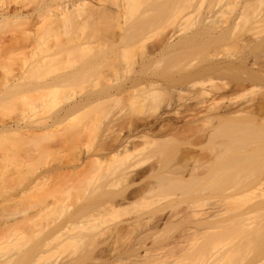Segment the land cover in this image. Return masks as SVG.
Segmentation results:
<instances>
[{"label": "bare ground", "instance_id": "1", "mask_svg": "<svg viewBox=\"0 0 264 264\" xmlns=\"http://www.w3.org/2000/svg\"><path fill=\"white\" fill-rule=\"evenodd\" d=\"M107 1L110 0H0V67H2L1 69L3 70L1 71L0 69V93H6L4 95L2 93L3 96L2 99L0 98V104H2L3 107H6L7 111L12 110L10 106L13 107L14 105H16L15 108L17 109L13 107L12 111L18 110L19 112L18 105L20 106L21 104H24V102H22V97H26L25 99L28 98V95L32 92L30 91V93L28 94L26 91L28 89L31 90V87L33 85H36L37 87L35 88V90L33 86V92L35 91L36 93L40 94L44 97V99L46 98L45 100H54L55 95L57 94V92L55 93V91L59 90L58 87L62 89V86L64 88L66 86H69V84H73L74 82L78 83V81L86 82L88 81L86 79L90 80L88 74L85 73V69L87 72L90 71V67L93 68V66H96L95 68L98 69L97 67L98 65H101L99 64L101 62L102 65H104H101L102 67H100L99 69L103 68L104 66L106 68L111 66L115 67L116 65L117 67H115V69H117V71L120 69L119 72L123 73V69H128L127 67H125L126 62L130 60L126 58L128 56V54L126 55V52L128 50L127 48L125 49L124 45L130 42L132 46L136 44L135 46H133V49L134 47L137 48L138 46H141L140 48L142 49L141 50L138 47L141 50L139 51L141 52V55H139L138 53V55L140 56V62L137 61L139 62V67L135 70H133L134 68L132 67V70L135 72L132 73V76L130 77L128 75V80L123 79V76L122 78L121 76L119 77L120 74H118L117 77H113L111 76L112 74L110 73V75L105 68L104 69L107 72H105L104 69H101L105 72L103 73L105 76H101L103 77V81L100 80L99 83L102 81L100 87L102 84L104 85H102L103 88L101 87L99 89V92L98 90L95 91L99 93L98 95H96V93L94 92H90L89 95L95 94L96 96L92 97L91 95L92 98L89 96L91 98L90 99L86 94V97L89 98L87 99L85 97V101L87 99L86 102H79L78 100L72 105L59 110V112L48 116L47 118H43L41 121L35 123L32 121L28 122L25 118L23 119V117H27V113L30 108V111L32 109L34 110V103L36 102L35 98H37L38 100V97H40L37 94V97L34 98L35 95L32 94L33 98L35 99H33L34 106L32 103L30 106V104L27 103L28 101H25L27 105H24V108H27L28 104L30 108H27L28 110H24L22 108V105L20 106V108L21 110H24V113L25 111L27 113L25 115L23 114L24 116H22L21 121L18 120L20 119V117H17V115L16 117L18 118V121L14 120L15 122L12 121L11 123H2L0 125V135L3 133V136H0V138L2 137L1 139H5L6 142H8L10 136V140H12V137L14 136L13 141L11 142L13 145L16 143L17 147H20L22 144L24 146L30 144H32V146H38L36 142L38 141L37 143L40 144L42 143L40 142L41 139L43 141L44 138L47 139L46 136L49 135L48 138L53 136L55 128L57 129V127L62 124L63 120L67 118V116L73 109L77 111V109H80L83 106V108L86 109V105H88V107H93L94 105L91 104H96V106L98 104L101 106L103 105V109L100 108L101 106H99V109H101V112H99L101 114H104V118L99 117V123L102 124V126L99 125L100 128L102 127V137L99 142V154L102 162L104 163L102 166H108L109 168L112 167V169L110 170L112 172H109L110 174L108 175L109 177L111 176V178H109V183L110 181L112 182L110 183L111 185H114L115 183L113 187L118 184L120 186L115 187L116 189L113 192L118 194L119 191H123L121 192V194L123 193L122 196L120 193L118 194V197L121 196V200L119 199L120 202H118V200L117 202H115V204L109 205L111 209L117 207L126 208L131 205L138 204L147 198L153 199L154 197L160 196L158 198L160 199L164 198L166 195L167 197L178 196L179 193L183 191V186H185L184 190L187 191H183L182 194L185 192H189L190 185H192L193 183L196 186L194 180L198 183V181L202 177L203 180H201L204 181L207 176H211L212 178L213 176L216 177V175H218L216 179H220V177H222L223 175L222 179L219 181L220 183L222 182V180L226 179V177H228L227 179H229V177H231V175L233 176V174L236 177L242 176V179L240 181L241 183L245 182L244 180H246L244 179V176L251 177L247 178L249 180L255 177V182L260 177L263 179L264 0H209V4L211 6H208V8L210 7V9L214 11L212 12L213 15H210L211 17H208L209 15L206 14L202 16L200 15L199 17L193 16L195 9H198L199 7H201L200 5L204 3L203 0H195L193 4H190L191 0L189 1L190 3L186 1V3H189L192 8L190 10H186L190 6L188 4L184 5L182 3V6L184 5L185 8L183 7L181 9L182 11L179 9L175 14L176 17L178 16V19L175 17L178 22H174L172 20L173 24L177 23L178 28L176 26L177 31H175V33L179 35V38H177L176 41H172L174 38L173 35L175 33L171 31L173 34H171L170 32L168 34L169 36H167V32L166 36H164V38H161L160 41L156 43L157 45L155 43H150V47H147L149 46L147 45L149 42L148 40H146L150 37H147V34H149L148 32L152 31L151 28L155 26L156 23L158 24V27L155 26L157 27L155 30H158V28L163 25L161 22H164V20H166L168 17L167 16L165 18L164 16L167 14V8L165 9V4L163 5L164 0H161L162 6L160 5L161 3H159L160 1H156V5L153 1L146 2V0L145 3L143 2V0H139V2L136 3L133 0L132 2H134L135 4H130V0L129 7L132 16H130L129 18L132 17L134 19L132 20L131 18L132 22L130 21V23L133 24H131V26L129 27L128 25L130 23L128 21H125L128 18L125 17V14L128 15L129 11V8L126 6L127 0L110 1H115L114 3H112V5L114 6L109 5ZM180 1L184 2L185 0ZM170 3L174 5L171 0ZM170 3L167 4L166 7H172V5L169 6ZM214 5H219L217 6V9L219 7V10L216 11V8L212 9L211 7H214ZM182 6L180 5L178 6V8ZM163 7L165 10H163ZM127 9L128 11H126ZM151 13L157 14L160 19L156 17L157 15H151ZM162 13L164 14L162 15ZM99 17H101V19L111 20V22L113 20V24L111 26V28H113L111 29L112 31L110 30L111 33L110 31L109 33L105 31L106 29L107 31L109 29L106 25L105 26L107 28H104V24H108L109 21H105L101 28H104L103 30L107 33V35L109 34L107 38L112 35L110 45L112 47L116 46V48H114V50H116L114 52V50L111 49L112 47L109 46L112 53H106L109 55L108 57L111 56L113 58V64L115 65L111 64V62H107L109 60L104 59L107 57L105 51L104 53L102 52L104 57H99V63H95L98 58L97 56L95 57V60L94 56L90 55L91 53L94 54L97 52L95 50H93L95 52H91V47L93 48L94 46H92L91 43L94 44L97 41V38L95 39V42H90V38L94 39V33H89L93 35L92 37H89L90 35L87 32H84L82 29L86 26V23L89 24V22H92L89 24L91 25V27L96 26V21H98V23L100 24L99 21L101 19ZM161 17L165 19L162 20ZM169 17L171 18V14L169 15ZM93 22L95 23V25L93 24ZM126 22L127 24H129L127 25ZM91 27L89 28V30L91 29ZM149 28L150 30L148 31ZM176 28H173V30H175ZM94 29H91L90 31ZM158 31L159 37V34L161 32L160 30ZM73 32L76 33L73 34ZM105 32L104 34L102 33L103 36L106 35ZM165 32H163V35L165 34ZM178 32L180 34H178ZM8 33L10 34L7 35ZM63 33L66 34V36L68 37L67 39L66 36L63 35ZM85 33H87V35H85ZM59 34L62 36H59L61 39L58 41ZM72 34L73 37H71ZM160 36L162 37V34H160ZM53 37H55L56 39L58 38V42L56 40H53L52 42ZM63 38L65 40H63ZM61 40L64 41V43H61ZM145 40L148 43L145 42ZM112 41L114 45L111 44ZM57 43L59 45L61 43V47L59 45L55 46ZM104 43L106 44L107 42ZM65 44L68 45L66 46ZM95 44L97 45V43ZM105 44H102L103 46L100 44L101 47L99 48H108V45L105 46ZM151 44L154 45L151 46ZM179 45L180 47L176 48V46ZM54 46L55 48L58 46L60 48L55 49ZM127 46L129 49L127 53H129L132 50H130L132 46L126 45V47ZM94 48H97V46ZM144 48L146 49L144 50ZM89 52H91L89 54L91 56V60L94 59V61H87L86 59H90V57H87L85 59L86 61L83 62V65L85 64L84 67L86 66L87 68H84L82 66V63L81 67L83 68H80L81 58L83 56H87L86 53ZM8 54L10 56L11 54H13V56L10 57L8 56ZM114 54H116L117 56ZM15 55L18 56L16 57ZM7 58L11 62L14 61L15 63H17L19 61V65L17 64L18 67H16V65L13 66L12 63L11 66L13 67H9L10 62L9 60H7ZM16 58H18V61L16 60ZM100 58L102 60L104 59L105 63L101 61ZM4 60L7 62V64H4ZM82 60L84 61V59ZM110 61L112 60L110 59ZM75 63L79 64L76 66ZM90 64H92V66ZM127 65L128 67H130V64ZM69 66L71 67L70 69L65 68ZM121 69L123 71H121ZM101 70L99 72L102 73L103 71ZM132 70H130L129 68V71ZM93 73L91 74L90 72L91 75H93ZM122 73L121 75H123ZM95 75L96 74H94V76ZM94 76L91 77V80L97 81L101 79V77H99L100 75L98 76V74V78ZM110 76L112 77L111 79L108 78ZM116 78L119 80L118 83L116 81H113ZM119 78L122 80V82ZM233 79L235 82L233 81ZM109 81L110 84L112 83L115 85H110L109 83L107 84V82ZM114 82H116L117 84ZM3 89L5 91H2ZM23 91L27 93L26 96H22V94H25L23 93ZM16 95L17 97L15 98ZM30 97L31 95L29 96V98ZM160 97H164L167 100V102H165V99H162V102L164 101L166 103L167 109L168 106L170 108L173 107V105H175L176 103L181 102L182 107L180 104L178 106H180V108H183L182 114L181 112H176V114L178 113V115H181L180 119H178L177 117L176 118L178 120H175V118L171 119L173 118L171 116V118H168V114L166 115V113L163 112V116H159L161 115V113H159L158 118L154 116L157 119H151L150 121H147L146 118L150 117H147L148 115H146V112L150 109L154 111L159 108L158 106L163 104H158V102L161 101ZM29 98L27 100H31ZM175 98L179 102H177ZM17 99L21 100V102H17ZM39 99L41 100V98ZM80 100L83 99L81 98ZM191 100L193 101L190 102ZM110 101H112V105L108 104ZM44 102L46 103V101ZM117 102L118 104L119 102H121L118 107V110H120L118 112L120 113L119 115L115 116L112 111H114V103L116 104ZM123 102H126L128 106ZM128 102L130 103V105ZM174 102L175 104H173ZM37 104L42 105L44 103H39L38 100ZM46 104L43 105V107H46ZM38 106L39 105H37V107ZM120 106H122V109H120ZM164 106H162L163 110ZM3 107H1L0 105V108L6 110ZM37 107L35 109H37ZM125 107H127V109H124ZM83 108L80 110H85ZM144 109L149 110H146L144 114ZM76 111H72L71 113H75ZM137 111L143 112L142 114H144L146 118H142L140 116L142 114H139ZM161 111L162 110H160V112ZM135 112L137 114H135ZM110 113L113 115H111ZM167 113H169V111ZM19 115L21 116L22 113H20ZM16 117H14V119ZM101 119L105 120H102L100 122ZM4 132L8 137H5ZM8 134H10V136ZM11 134H13V136ZM32 141L35 143L33 144ZM3 142L4 141H2V143ZM197 142L199 143V145L196 144ZM2 143L0 142V147L3 146H1ZM201 144L204 145V147L201 146ZM196 146H200L202 147V149L208 146L209 153H207L208 159L206 162L199 164L198 160H195V156L193 154L198 150L196 149ZM201 154H203V152ZM171 155H173L174 157L170 158ZM216 163L217 165H215ZM215 166L217 168H214ZM230 169L233 171V174ZM226 171H228V175L226 174ZM206 173L209 175H207ZM210 174L215 175L212 176ZM103 176H105V174ZM139 178L145 180L143 181ZM90 179L91 178H89L88 180ZM135 179H138V186L136 185L137 187L132 188V190L129 191L128 189L130 186H132L133 183H131V181H135ZM206 179H208V177ZM113 180L115 181L114 183ZM139 180L141 181V185L139 183ZM191 180H193V183ZM90 182L91 181H89L86 185H88ZM188 182L191 184H189ZM253 182H247V185H245L246 183H236L238 188L242 190L244 187L252 183L250 185V188L253 190L251 193L249 192L251 191L250 188L246 189V191L244 188L243 191L238 190L237 194H242L241 192H243V195H247L248 193H251V195H253L254 190L257 191L259 189H255L257 187L256 185H258L259 183L256 184L257 182H254V185ZM109 183H107L106 185H108ZM135 183L133 185H135ZM110 184L108 186H111ZM194 184L193 186H191V190L194 188ZM221 185L219 189L222 190L223 186ZM239 185H241V187H239ZM242 185L245 186L242 187ZM228 187L230 189L234 188L227 185V188ZM117 188L119 191L117 190ZM263 188L264 187H262L261 189L263 190ZM234 189L236 191V188ZM261 189L260 191L258 190L259 192L255 193L258 194L256 195L257 197L260 193H262L264 196V191H262ZM44 190V193H42L40 189L41 193L39 194H48V191H50H47L46 189V191L48 192L47 193ZM230 191L232 192V190ZM247 191L248 193H246ZM21 195L19 194L18 197H20ZM249 195L247 196L249 197ZM228 196L230 195L228 194L227 197ZM261 196L262 195L260 194L259 197L261 198ZM32 197L29 198L33 199ZM38 197L40 198L39 195ZM67 197L66 199L64 198L63 204L62 200H59L61 202V205H59L60 203L58 204L59 206H54L57 203L56 202L54 204L53 202L55 201L48 202L49 204L53 203L51 204L52 206L42 202L45 206L44 209L47 208V206H50L47 208L48 212H46L48 216H51H46V219L56 216L55 214L57 213V215H59L61 211H63V209L68 212L67 207H69L68 205L70 203H66L69 202ZM252 197L255 196L253 195ZM37 198H34L35 201L33 202H36L37 200L39 201V199ZM154 199V202L157 201V198ZM175 199H177V197ZM257 200L259 201L260 199ZM258 201L255 200L258 205L264 203V201H262V203L260 202L259 204ZM253 202L251 208L247 206L248 208L244 207L242 208L244 210L240 209L241 211H237L234 215V217L237 218H234L233 215L228 216L229 211L231 214L234 213V211L230 210V208L232 210H234V208L230 206V208L228 206H225L226 208H229L225 213L227 216H225V214L223 215V212L226 210H224L223 208L222 210L224 211L217 210L216 212L212 209L208 211H201L203 208L199 207L200 203H192L193 205H190V202H188V205L186 204L187 209L185 208L184 213H186L190 219H187L186 214L183 213L185 216H181V218L183 217L182 219H180V217L178 219H175L178 220V223L173 219V217H171L172 215L167 216L165 213L161 212L162 210L160 211V209L157 213L155 212L157 211V209H155L154 213H145L148 216H145V214H140L134 217H130L131 219H127L128 221H125V223L122 222V225L119 223L120 226L119 224L118 226L116 224L117 227L113 225L114 229H112V225L107 226V230L109 229L111 231H109V233H111L112 235L107 233L108 231L105 227L103 230H101V228L99 227L100 231L97 230V223L92 220H88L90 223L88 221H85L90 225V227L88 225L87 228V225L84 226L85 222L81 223V221L79 220L69 219L72 220L73 224L74 222H76L75 224H77V221L81 223L80 225L86 227L85 230L87 229L85 234H88H86L85 236L84 233H80L82 235L81 236L79 233H71V235L69 232H67L69 231L67 230L69 226L67 223H65L68 228L65 225L57 227L59 230L57 231L56 229V236H54L55 234L53 233V231V234H51L53 235V237L50 236L49 238H51V240H56L57 242L60 241L59 244L62 242L63 244H61V246L66 244L67 241L69 242V240L81 241L84 238L87 240L88 237H90L89 240H91V242L93 243L96 239H94L95 236L98 237L99 234V238L102 239L100 235L103 233L100 232L106 231V240L105 238L103 239L106 242L108 241L107 234L109 236L111 235L110 237L108 236L110 240L112 237H114V241L111 242V246H113L111 248L109 247V240L107 247L108 249H106V259L103 260L105 253L101 252L102 254H99H104V256H102L99 261L101 260L102 262L106 260V263L109 260L111 261L109 264H225L226 261H231V263L229 264H233L232 260H237V264H239V262L240 264H264V232L262 230V228L264 227V221H262V219L264 218V212L262 213L263 217H261V219L260 216L262 215H259V211L261 210V208L257 209L258 212H256V209L253 208L255 202ZM257 204H255V206ZM37 205L41 206L42 204L39 202V204ZM56 207H58V209ZM189 207H191L190 209L192 210H188ZM27 208L29 207H25L23 211H25V209ZM41 209L43 208L40 207V211ZM16 210L15 212L11 210L12 213H7L9 216H14V214L18 212H16ZM186 210L189 211V213ZM238 213H242L246 217H248L247 215L249 213H254L250 217H253L256 213H258V215L256 216L259 218H256L261 220L263 225L262 223H259L262 227L258 222H256L260 227H258L257 225V228L252 229L253 231L251 230L250 232L249 223L251 225L254 223L253 226L256 225V223L254 221L252 222V220L251 223L249 219H253L254 217H248L249 219H247V221L249 220V223H244L246 221L245 219L243 222H241V219L244 216L242 214V216H240ZM190 214L192 217L189 216ZM237 214L239 216H237ZM231 217L232 219L234 218L233 220L236 219L234 222L237 221L238 223H240V225L236 223L239 225L238 228H240L241 224L246 225L242 226L243 228L241 227L242 232L240 229L239 231H237L238 228H235L236 230L234 228H231ZM171 218L176 222V225L173 226L175 222L172 223ZM192 218L194 219V221L192 220ZM179 219L182 221H179ZM257 219L254 220L257 221ZM186 220L190 221H187L189 225H186L188 224ZM91 221L94 223L92 224ZM184 222H186V224ZM91 224L93 227L92 231L96 230L97 232L99 231V233H97L96 231L95 233L90 231L91 235H89L88 230L92 229ZM180 224L181 229L179 230L178 226ZM169 226H172L174 228H171V230ZM167 227L169 230L167 229ZM244 227L248 229H245L246 232L245 230H243ZM252 228H255V226ZM232 229L235 232L237 231L241 233L237 234V232L235 233L234 231H232ZM259 229L263 232L262 235ZM136 231L137 234L134 235L133 233ZM171 233L179 234L171 238ZM105 234H103L104 237ZM128 234L133 236L132 240H130V238H127ZM92 235H94V237ZM158 235H162L163 237L161 236V238L159 239L160 236L158 237ZM260 235L262 237H259ZM167 237L169 240L166 239ZM59 238H61L62 241ZM163 238L165 239L163 240ZM124 241L127 243L129 241L128 246L126 243V245L124 244ZM3 242L4 241H2V244ZM11 242L8 241L7 244ZM17 242L18 238L16 240V243ZM13 244L15 243L13 242ZM37 252L38 251H36V254ZM125 254L127 255L125 256ZM15 257H17V255L10 252L9 249L6 252H0V264H19V262L20 264H33L29 262L23 263V261L21 262L22 258H19V261V259L17 260V258ZM74 258L77 259L76 257H73V259L70 258V260L66 259L67 261L64 263L62 261V263L60 261L58 262L56 258L51 260L46 259L45 261L39 262V264L79 263L78 261L73 262L75 260ZM79 259L80 258H78L77 260ZM123 260L125 261L122 262ZM101 262L98 264H104V262Z\"/></svg>", "mask_w": 264, "mask_h": 264}, {"label": "rangeland", "instance_id": "2", "mask_svg": "<svg viewBox=\"0 0 264 264\" xmlns=\"http://www.w3.org/2000/svg\"><path fill=\"white\" fill-rule=\"evenodd\" d=\"M110 1H113V0H110ZM110 1H107V3L109 4V5H112V3H114V2H110ZM121 1V0H120ZM123 1V0H122ZM125 1V0H124ZM129 1L130 0H127V4H129ZM133 0H131L130 1V4H133L134 2L136 3V2H139V0H134V2H132ZM142 1V0H141ZM150 1H153L154 2V4H156L157 2H159V3H161L162 1L161 0H146V2H150ZM157 1V2H156ZM165 1H166V3H165ZM177 1V2H176ZM179 1V2H178ZM186 1L187 2H189L190 0H185L184 2H181L180 0H171V2L172 3H174V5L173 4H171L170 3V0L168 1V0H164L163 1V5H164V7H165V9L167 8V14L166 15H164L165 16V18L168 16L169 17V15L171 14V18L169 17H167V19H168V21H167V19L166 20H164L163 19V17H161V19L162 20H164V22L162 21H160L163 25H161V27L160 28H158V30H160V34H162V37L160 36V34H159V37H158V33H159V31L158 30H155L157 27H158V24L156 25L155 24V26H157V27H155V26H153L151 29H152V31H150L151 32V34H150V32H148L149 34H147V37L148 36H150L149 37V39H146V40H148V42L145 40V42H147V43H144V44H147V45H149L150 43H158L159 41H160V39L161 38H164V36H166V33H167V36H169L168 34L171 32V31H173L174 33H175V31H177V28H178V26H177V23H175V24H173V22H172V20L175 22V21H177V17H176V13L178 12V10L180 9H182L183 7L185 8V4L187 5H189L190 6V4H193V2H195V0H191L189 3H186ZM204 1V3L202 4V5H200L201 7H199L198 9H195V11H194V13H193V16H197V17H199L200 15L202 16V15H209L208 17H211L210 15L212 14V12H214L213 10H211L210 9V7L208 8V6H211L209 3V0H203ZM202 1V2H203ZM110 2V3H109ZM132 2V3H131ZM143 2L145 3V0H143ZM176 2V3H175ZM201 2V3H202ZM134 3V4H135ZM170 3V5L169 6H171L172 5V7H166V5L167 4H169ZM178 3V4H177ZM182 3L184 4L183 6H182ZM126 4V6L129 8V11H128V9L126 10V11H128V15H126L125 14V17H128L127 18V20H125V21H128L129 23H130V21L132 22V20L134 19V18H132V20H131V18H129L130 16H132L131 15V10H130V4L129 5H127ZM195 4V3H194ZM157 5V4H156ZM161 6H162V3L160 4ZM182 6V7H180V8H178V6ZM112 6H114V5H112ZM176 6V7H175ZM217 6H219V5H214V7L212 6L211 8L213 9H215L216 8V11L217 10H219V7H218V9H217ZM164 7H163V10H165L164 9ZM188 7V6H187ZM162 8V7H161ZM173 10H172V9ZM177 8V9H176ZM192 7L190 6V7H188V9H186V10H190ZM176 10V11H175ZM182 11V10H181ZM169 12V13H168ZM174 13V14H173ZM201 13H204V14H201ZM153 13H151V15H152ZM164 13H162V15H163ZM169 14V15H168ZM150 15V16H151ZM153 15H157V14H153ZM213 15V14H212ZM134 16V15H133ZM160 16V15H159ZM156 17H158V15L156 16ZM175 17L177 18V19H175ZM100 19H101V17H99ZM159 19H160V17H158ZM130 19V20H129ZM170 19V20H169ZM175 19V20H174ZM105 21L106 22H108L109 21V23L111 22V20H107V19H101L99 22H100V24L98 23V21H96L97 23H96V26L94 27V26H92L91 27V25H89L90 23H92V22H89V24L88 23H86V26H87V24H88V26H90L91 27V29H94V30H92V31H90L89 30V28L90 27H84L82 30L84 31V32H87L88 34L89 33H91V34H93V35H95L93 38L94 39H92V38H90L89 40H90V42H95L96 40V38H97V41L95 42V43H97V45L94 43H91V45L93 46V48L91 47V52H95V51H97L96 53H91V52H89V53H86V55L87 56H83L82 58H81V60L82 59H84V61L82 60V62H81V60H80V68H83L84 67V65H83V62H85L86 60L88 61H90L91 60V56L90 55H92V56H94V59L96 60V56L98 57L97 58V60L96 61H98V62H96L95 61V63H99V57H101L102 58V56H103V54H102V52L104 53V51H105V53L107 52L108 54H110V52L112 53V51L110 50V48H109V46L110 47H112L111 45H110V41L112 40V38H111V36L112 35H110L109 36V38H107L108 37V35H107V33L106 32H108L109 33V31L113 28H111V26H112V24H113V20H112V22L110 23V27H109V23L108 24H106L105 23ZM159 22V23H160ZM170 22V23H169ZM171 22H172V24H171ZM178 22V21H177ZM105 23V24H104ZM128 23V24H129ZM160 23V24H161ZM93 24L95 25V23L93 22ZM103 24H104V28L107 26L109 29H108V31H107V27L105 28L106 30V32L103 30L104 28H101L102 26H103ZM126 24H127V22H126ZM127 24V25H128ZM131 24H133V23H130L129 25H128V27L129 26H131ZM160 24H159V26H160ZM98 25V26H97ZM106 25V26H105ZM168 25V26H167ZM171 25V26H170ZM163 26V27H162ZM165 26V27H164ZM175 26V27H174ZM176 26H177V28H176ZM150 28L148 29V31L150 30ZM161 28H163V29H161ZM173 28H176L175 30H173ZM85 29V30H84ZM97 29V30H96ZM99 29V30H98ZM103 30V31H102ZM162 30V31H161ZM81 31V30H80ZM82 31V32H83ZM98 31V32H97ZM112 31V30H111ZM111 31H110V33H111ZM166 31V32H165ZM83 32V33H84ZM104 32H105V36H103V34H104ZM129 32V31H128ZM163 32H165V34L163 35ZM76 32H73V34H75ZM87 33H85V35H87ZM103 33V34H102ZM10 33H8L7 35H9ZM73 34L71 35V37H73ZM91 34H89L88 36L89 37H92L93 35H91ZM171 34H173L172 32H171ZM176 34V33H175ZM173 35L174 36V38H173V40L172 41H176L177 40V38H179V35ZM178 34H180L179 32H178ZM63 35H65L66 36V34H64L63 33ZM59 36H62V35H58V37ZM65 36H63V37H65ZM146 36V35H145ZM178 36V37H177ZM181 36V35H180ZM106 38V39H104V38ZM54 38V39H53ZM52 38V42H53V40H56L57 41V39L55 38V37H53ZM68 37L66 36V39H67ZM61 38L59 37V39H58V41L60 40ZM103 39H104V41H103ZM108 39V40H107ZM110 39V40H109ZM63 40H65L64 38H63ZM57 41V42H58ZM55 42V41H54ZM61 43L63 42L64 43V41H60ZM104 42H107L106 44L104 43ZM61 43H60V45L57 43L55 46H57V45H59L60 47H61ZM98 43H99V45H98ZM130 43V42H129ZM126 43L124 46H125V49L127 48V50L129 51V49H128V46L126 47V45H131L132 46V44L130 43ZM53 44V43H52ZM55 44V43H54ZM100 44L102 45H104L105 44V46L106 45H108V48H106V50H105V48H102V49H100L99 47H101L100 46ZM112 45H114V43H113V41H112V43H111ZM66 46L68 45V44H65ZM102 45V46H103ZM136 45V44H135ZM135 45H133V46H135ZM137 45H138V43H137ZM152 45H154V44H151V46ZM157 45V44H156ZM55 46H54V48H55ZM56 47V48H60V47ZM62 46H63V44H62ZM97 46V48H94V47H96ZM130 46V47H131ZM133 46H132V48H130V50H131V52H129V53H127L126 52V55L128 54V56L126 57V58H128V60L129 61H127V62H129V63H127L126 62V66L125 67H127L128 69L126 70V68L125 69H121V71H123V73L122 72H119V70L117 71V69H115V67H117L115 64H113V58L110 56V57H108L109 55L107 54V57L106 58H104V59H107V60H109V61H107V62H111V64H113V65H115V67H113V66H111V67H106L105 68V66L103 67V68H101V69H106L108 72H109V74L111 75V76H113V77H117V75L118 74H120L119 75V77L121 76V78H122V76H123V79H126V80H128L127 79V77H128V75H129V77L130 76H132V73H134L135 71H133V70H135V69H138V67H139V62H140V56L139 55H141V52H139V51H141L138 47V49L136 48V47H134V49H133ZM69 47V46H68ZM146 47V46H145ZM147 47H150V45L149 46H147ZM146 47V48H147ZM178 47H180V45L179 46H176V48H178ZM55 48V49H56ZM114 48H116V46L115 47H112L111 49H113L114 50ZM146 48H144V50L146 49ZM102 50V51H100V50ZM93 50H95V51H93ZM116 50V49H115ZM115 50H114V52H115ZM133 51V52H132ZM91 53V54H90ZM98 53V54H97ZM138 53H139V55H138ZM10 54V53H9ZM8 54V56H10ZM13 54H15V53H13ZM13 54H11V56L10 57H12L13 56ZM90 54V55H89ZM97 54V55H96ZM125 54V53H124ZM89 55V56H88ZM99 55V56H98ZM113 55V54H112ZM114 55H116V54H114ZM119 55V54H118ZM16 57L18 56V55H15ZM14 56V57H15ZM117 56V55H116ZM87 57H90V59L88 58V59H86ZM104 57V56H103ZM123 57H125V56H123ZM122 57V58H123ZM100 58V60L101 61H103L104 62V59L102 60ZM109 58V59H108ZM125 58V59H126ZM13 59V58H12ZM86 59V60H85ZM94 59H92L91 61H94ZM110 59L112 60V61H110ZM124 59V58H123ZM6 60V59H5ZM3 61L4 62V64H7V60H9L8 58H7V60L6 61ZM16 60L18 61V58H16ZM13 61V60H12ZM16 61V62H17ZM79 61V60H78ZM137 61H139V62H137ZM9 62H10V65H9V67H13V66H15L16 65V67H18V65H19V63L17 62V63H15L14 61V63L13 62H11L10 60H9ZM9 62H8V64H9ZM137 62V63H136ZM11 63L13 64V66H11ZM81 63H82V66L83 67H81ZM90 63V62H89ZM93 63V62H92ZM105 63V62H104ZM123 63H125V62H123ZM18 64V65H17ZM63 64V63H62ZM76 64V66L79 64H77V63H75ZM99 64H101L102 65V62L101 63H99ZM107 64V63H106ZM127 64H130V67H128V65ZM65 65H68V64H65ZM88 65V64H87ZM91 66H92V64H90ZM101 65H98V69H96L94 66H93V68L92 67H88L89 69H90V71H86V69H85V73H87L88 74V76H89V78H90V80L89 79H86V80H88V81H83V82H81V81H78V83H73V84H69V86H66V87H64L63 88V86H62V89H60V87H58V89L59 90H56L55 91V93L57 92V94L55 95V98H54V100H51V101H49V100H45L44 99V97L43 96H41L40 94H38V93H36L35 91L33 92V90H32V88H33V86L31 87V85H30V87H31V90H29L27 87V89L29 90V92H28V90L26 91L28 94L30 93V91L32 92V93H30L29 95H28V98H29V96L31 95V97L29 98V99H31V100H27V99H25L26 97H22V96H26L27 95V93H25L24 91H23V93H25V94H22V98H23V101L22 102H24V104H21L23 107V109L25 110H28L29 108H30V106H31V103L33 104V102H34V100L36 99V102L34 103L35 104V106H34V104H33V106L36 108L37 107V105H39L38 107H39V109H38V107H37V109H35L34 108V110L32 109L31 111H30V109H29V111H28V113L25 111V113L23 112L24 110L22 109L21 110V108H20V106L18 105V109H19V112L20 113H22V115L20 116L19 114V112H18V110H15V111H12L13 110V107L15 108L16 107V105H14L13 107L12 106H10L11 108H12V110H8V111H10V112H8L7 111V109H6V107H3L2 106V104H0L1 105V107H3L4 109H6V110H3L2 108H0V125L2 124V123H11L12 121L13 122H15V121H21V119H22V116H24L26 113H27V117H23V119L25 118V119H27L26 121H32V122H38V121H41L43 118H47L48 116H51V115H53V114H55V113H57V112H59V110H62L63 108H65V107H67V106H69V105H72L74 102H77L78 100H79V102H82V101H85V97H86V94L88 95V97L90 96L91 97V95H89L90 94V92H94V93H96V95H98L99 93H97V92H95V91H97L98 90V92H99V89L102 87V85H104V84H102L101 85V87H100V84H101V82L103 81V77H101V76H105L103 73H105V72H107V71H105V69H104V71L103 70H101V69H99L100 67H102ZM125 65V64H124ZM3 66H5V65H3ZM8 66V65H7ZM7 66H6V69H7ZM61 66V65H60ZM107 66V65H106ZM110 66V65H109ZM137 66V67H136ZM8 67V68H9ZM15 67V68H16ZM79 67V66H78ZM86 67V66H85ZM84 67V68H85ZM134 69H133V68ZM2 67H0V69H1ZM66 69H70L71 67L69 66V67H65ZM87 68V67H86ZM129 68H130V70H132V71H129ZM88 69V70H89ZM103 71L102 73L101 72H99V71ZM116 70V71H115ZM1 71H3L2 69H1ZM90 72H91V74L93 73V75H91L90 74ZM99 72V73H98ZM116 72H119V73H116ZM121 73L123 74V75H121ZM131 73V74H130ZM94 74H96L95 76L97 77V74H98V76L99 77H101V79H99V80H91V77H93L94 76ZM103 74V75H102ZM94 76V77H95ZM107 76H108V74H107ZM108 77V78H112V77ZM126 77V78H125ZM98 78V77H97ZM96 78V79H97ZM93 79V78H92ZM95 79V78H94ZM117 79V78H116ZM114 79L113 81H116L117 83L119 82V80L117 79ZM120 79V78H119ZM100 80H102L100 83H99V81ZM120 81L122 82V80L120 79ZM124 81V80H123ZM233 81H234V79H233ZM112 82V81H111ZM116 82H114V83H116ZM235 82V81H234ZM110 84V81L109 82H107V84ZM116 83V84H117ZM106 84V83H105ZM112 84V83H111ZM110 84V85H111ZM112 85H115V84H112ZM2 86H5V85H2ZM1 87V86H0ZM3 88V87H2ZM5 88V87H4ZM25 88V89H26ZM35 88H37L36 87V85L34 86V89ZM103 88V87H102ZM9 89V88H8ZM24 89V90H25ZM36 90V89H35ZM2 91H5L4 89L2 90ZM3 93V92H2ZM2 93H0L1 94V96H0V98L2 99V96L4 95V94H6V93H3V95H2ZM20 94V93H19ZM18 94V95H19ZM32 94H34L35 96H34V98L35 97H37L36 95L38 94L40 97H38V100H39V103H44V104H42V105H40V104H37L38 103V100H37V98H33V96H32ZM59 94V95H58ZM21 95V94H20ZM59 97H58V96ZM95 94L94 95H92V97H94V96H96ZM17 97V95L15 96V98ZM42 97H43V99H42ZM89 97V98H90ZM91 97V98H92ZM4 98V97H3ZM19 98V97H18ZM39 98H41V100L39 99ZM83 99V100H80V99ZM87 98V97H86ZM89 98H87V99H89ZM90 98V99H91ZM161 98V97H160ZM164 98V97H163ZM163 98H161V101H159L158 102V104L159 103H163L162 105H160V106H158L159 108H155L156 110H154V111H152V109H144V114H145V112H146V110H149V111H147L146 113V115H148L147 117H150V118H146L145 117V115L144 114H142L143 112H138L139 114H142V115H144V116H142V115H140L142 118H146L147 119V121H150L151 119L152 120H155V119H157L158 118V114L159 113H161V115H159V116H163L162 115V113L164 112V113H166V115L168 116V118H171V117H173V118H171V119H174L175 118V120H178V119H180V117H181V115L179 114L178 115V113H180L181 112V114H182V110H183V108H180V106H178L179 104L181 105V102L180 103H176L175 104V102L173 103V104H175V105H173V107H170L169 108V106H168V109H167V106H166V103L165 102H167V100L165 99H163ZM19 99H21V98H19ZM19 99H17V102L19 101V103L21 102V100H19ZM25 99V100H24ZM34 99V100H33ZM87 99H86V101H87ZM162 99L165 101H163L162 102ZM175 100H176V98H175ZM25 101L27 102V103H29L30 104V106H29V104H28V106H27V108L25 107L24 108V105H27V103H25ZM41 101H43V102H41ZM44 101H46V103L49 105H47ZM56 101V102H55ZM85 101V102H86ZM126 101V100H125ZM128 101V100H127ZM177 101V100H176ZM193 100H191L190 102H192ZM54 102V103H53ZM112 101H110L108 104H111L112 105V103H111ZM114 102H116V101H114ZM177 102H179V101H177ZM51 103V104H50ZM120 103L121 102H119V104H118V102L115 104L114 103V111H112L113 112V114L116 116V115H119V113L120 112H118V111H120V110H118L119 108V105H120ZM124 104L126 103V102H123ZM129 103V102H128ZM46 104V107L44 106L43 107V105H45ZM157 104V105H158ZM164 104H165V106H166V108H165V106H164ZM4 105V104H3ZM6 105V104H5ZM8 105V104H7ZM91 105H94V106H96V104H91ZM118 105V106H117ZM122 105V104H121ZM126 105L128 106V104L126 103ZM129 105H130V103H129ZM171 105V106H172ZM40 106H42V107H40ZM88 107V105H86V109L85 108H83V109H85V110H80V109H82V108H80V109H77V111H79V112H77L75 109H73L72 111H76L75 113H69V115L67 116V118L65 119V120H63V122H62V124H60L59 125V127H57V129L55 128V131H54V134H53V136H51V137H49L48 138V136H46V138L47 139H45L44 138V140L42 141V139L40 140V142H42V143H37L38 141L37 140H35V141H37L36 142V144L38 145V146H32V144H30V145H27V144H25V145H27V146H24L23 144L20 146V147H17L16 145V143L13 145L12 144V142L11 141H13V134H11L13 137H12V140H10L11 139V136H10V134H8L9 136H10V139H9V141L8 142H6V140L4 139H1L0 138V142L2 143V141H4L2 144H1V146L2 147H0L1 149H0V252L2 253V252H6L8 249H9V251L10 252H12V253H14V254H16L17 255V257H15V258H17V260L20 258H22L21 259V262L23 261V263H33V264H39V262H41V261H45L46 259H57L58 260V262L60 261H62L63 263L64 262H66L67 260L66 259H69L70 260V258H72L73 259V257H76L77 259L78 258H80L79 260H77V259H75L73 262H79V263H77V264H98V263H100L101 262V260L99 261V259L102 257V256H104V254L103 255H101L102 253L101 252H103V253H105V258L103 257V260L104 259H106V249H108L107 247H108V242H109V238H108V234H107V242L106 241H104V239L103 238H105V240H106V234H105V232L106 231H101L100 233H103V234H105V237L103 236V234H101L100 235V237H102V239H100L99 238V234H98V237H94V235H92L93 237H94V242L92 243L91 242V240H89V238L90 237H88V239L86 240L85 238V240L83 239V237H82V239L83 240H81V241H76V240H69V242L67 241V243L66 244H64V245H62L61 246V244H63L62 242L59 244V242L60 241H56V240H51V238H49L50 236H52L53 237V235H51V234H55L56 233V229H57V231L59 230L57 227H61V225L63 226V225H65L66 226V224L65 223H67L68 224V226H69V228H68V226H66L67 228H64V229H67V230H69V231H67V232H69L70 234L72 233V234H77V233H84V235L86 236V234H88V233H86L85 234V232H86V230H85V228L86 227H84V226H86L87 225V228H88V223L87 222H85V221H88V220H92V221H94L95 223H97V230H99L100 228H101V230H103L104 229V227L106 228L107 226H109V225H112V229H114V226L113 225H115V227H117L118 226V224L120 223L121 225L123 224V223H125V221L127 222L128 220L127 219H131L130 217H134V216H137V215H142V214H145V213H148L149 214V212H151V213H154V210L155 209H157V211H155V212H157L158 213V211H159V209H160V211L161 212H163V213H165L167 216L169 215H172L171 217H173V219L175 220V219H178L179 217H180V219H182L181 218V216H183L184 214H186V213H184V210H185V208L187 209V207H186V204L188 205V202H190L189 204L191 205L192 203H200L199 204V207H201V208H203L201 211H208V210H210V209H212L213 211H216L217 212V210H222V208L224 209V210H226V211H224V210H222V211H224L223 212V215L228 211L227 209H229L230 207H232V208H234V210H232L231 208H230V210L231 211H234V213L233 214H231L230 213V211H229V213H228V216H232L233 215V217H234V215H235V213L237 212V211H239L240 209H242V208H248L247 206H249V208H251L252 206V202L254 201L255 202V200L256 201H258L257 199H260L258 202H259V204H260V202L262 203V201H264V200H262V199H264L263 197V194L262 193H260L262 196H261V198L259 197L260 196V194H259V198L256 196V195H258V194H255V193H257V192H259L260 191V189L262 188V187H264V176H263V181L260 179V178H258V180L255 182V180L256 179H254L255 177H253L251 180H249V179H247V178H251V177H245L244 176V179H246V180H244L245 182H240L241 181V179H242V176H239V177H241V178H239V177H236V176H234V174H233V171L231 170V172H232V174H233V176L231 175V177H229V179H227L228 177H226V179H227V181H226V179H224V180H222V182H225V183H222V185H221V183L219 182L221 179H222V177H223V175H222V177H220V179H216L217 178V176L218 175H216V177H214L213 175H215V174H210V175H212L213 177L211 178V176L209 177V176H207L208 177V179H206L205 177V179H204V181H202L203 180V177L198 181V183H197V181H195L194 180V182L196 183V186H195V184L193 183V180H191L192 181V183L194 184V188L191 190V186H193V184L192 185H190V190H189V192H185V193H183L182 194V192L183 191H187V190H184V188H185V186H183L182 188V192H180L179 193V195L178 196H168L167 197V195L164 197V196H162V197H164V198H160V199H158L159 197H154V198H157V201H153V200H155L154 198L153 199H151V198H147V199H144L143 201H141L140 203H138V204H135V205H131V206H129V207H126V208H123V207H117V208H114V209H111L110 207H109V205H111V204H115V202H117L120 198H121V196L123 195V193L121 194V192H123V191H119L118 190V188H117V190L119 191V193L121 194V196L120 197H118V194L117 193H114L113 191L116 189L115 187H118L119 186V184L118 185H116L115 187H113L114 185H115V181L113 180V183H114V185L112 184H110V183H112L111 181H110V183H109V178H111V176L109 177L108 175L110 174L109 172H112V171H110L111 169H112V167H108V166H106V167H103L102 165L104 164L103 162H102V159H101V157H100V154H99V142H100V139H101V137H102V127L100 128L99 127V125H101L102 126V124L101 123H99V117H102V118H104V114H101L100 112V110L101 109H99V106H101V105H97L96 107ZM110 106V105H109ZM123 106V105H122ZM122 106H120V109H122ZM162 106H164V110H166V111H164L163 110V108H162ZM9 107V108H10ZM111 107V108H112ZM181 107H182V105H181ZM8 108V109H9ZM100 108H102L103 109V105L100 107ZM112 108V109H113ZM161 108V109H160ZM15 109H17V108H15ZM124 109H127V107H125ZM158 109H159V111H158ZM2 110V111H1ZM160 110H162L161 112H160ZM169 111V113H167L168 111ZM172 110V111H171ZM4 111V112H3ZM5 111H7V112H5ZM100 111V112H99ZM117 111V112H116ZM158 112V113H157ZM176 112H178L177 114H176ZM103 113V112H102ZM116 113V114H115ZM132 113V112H131ZM24 114V115H23ZM71 114V115H70ZM111 114V113H110ZM113 114H111V115H113ZM135 114H137L136 112H135ZM135 114H133V115H135ZM18 115V116H17ZM20 117V119H18L17 117ZM154 116H156L157 118H155ZM171 116V117H170ZM179 116V117H178ZM14 117H16L15 119H14ZM154 117V118H153ZM178 119H177V118ZM18 119V120H17ZM15 120V121H14ZM103 119H101L100 120V122L102 121ZM105 120V119H104ZM103 120V121H104ZM10 121V122H9ZM103 123V122H102ZM95 128V129H94ZM80 129H81V132H80ZM94 129V130H93ZM92 131V132H91ZM4 134H5V132H4ZM0 136H3V133L0 135ZM5 137H8V136H6V134H5ZM7 139V138H6ZM16 139V138H15ZM15 139H14V141H15ZM49 139V140H48ZM45 140H47V141H45ZM18 142V141H17ZM33 142V141H32ZM31 142V143H32ZM199 142V141H198ZM196 143L197 145H199V143ZM30 143V142H29ZM35 142H33V144H34ZM201 143V142H200ZM35 144V145H36ZM5 145V146H4ZM12 145V146H11ZM207 145V144H206ZM201 146H203L204 147V145H202L201 144ZM210 146H212V145H210ZM4 147V148H3ZM13 147V148H12ZM198 146H196V149H198L193 155L195 156V160H198V163L200 164V163H204V162H206L207 161V159H208V155H207V153H209V150H208V146L206 147V148H203L202 149V147H198ZM3 148V149H2ZM15 148V149H14ZM209 149H210V147H209ZM203 152V154H201ZM174 156L173 155H171L170 156V158H173ZM100 158V159H99ZM96 159V160H95ZM217 162V161H216ZM215 165H217V163L215 164ZM107 167H108V169H107ZM207 167V166H206ZM214 168H217L216 166L214 167ZM227 168V167H226ZM229 168V167H228ZM105 169V170H104ZM106 170H108V171H106ZM220 171V170H219ZM102 172V173H101ZM227 172V173H226ZM225 173L228 175V171H226ZM230 172V173H231ZM105 174V176H103L104 174ZM209 173V172H208ZM219 173V172H218ZM207 174V173H206ZM220 174V173H219ZM221 174H222V172H221ZM226 174H225V176H226ZM207 175H209V174H207ZM113 176V175H112ZM204 176V175H203ZM206 176V175H205ZM114 177V176H113ZM112 177V178H113ZM218 177V178H219ZM89 178H91L90 180H88ZM211 178V179H210ZM140 180H143V179H141V178H139ZM138 180V179H137ZM137 180L135 179V181L133 180V181H131V183H132V186H130L129 187V189H128V187H127V189L129 190V191H131L132 190V188H135V187H137L138 185V183H137ZM139 180V181H140ZM145 180V179H144ZM143 180V181H144ZM198 180V179H197ZM248 180V181H247ZM253 180H254V182L256 183V184H258V185H260V186H258V185H256L257 187L255 188L257 191H255L254 190V192H253V195L255 196V197H252L253 195H251V193H252V189L250 188L251 186V184H249L248 186H246V187H244L245 188V191H246V189H249L250 188V190L251 191H249V192H251V193H248V191L246 192V193H248L247 195H249V197L246 195V194H244L243 195V192H241L242 194H237V192H238V190H242V189H240V188H238V186L236 185V183H240V184H245V185H247L248 183L247 182H253ZM260 180V181H259ZM89 181H91L88 185H86ZM259 181V182H258ZM136 182V183H135ZM253 182V183H254ZM107 183H109L111 186H108V185H106ZM131 183H129V184H131ZM135 183V185H133ZM140 183V185H141V181L139 182ZM187 183V182H186ZM189 183V182H188ZM255 183H254V185H255ZM189 184H191V183H189ZM225 184V185H224ZM121 185H122V183H121ZM137 185V186H136ZM139 185V186H140ZM186 185V184H185ZM220 185L221 186H223V188H222V190L221 189H219V187H220ZM227 185L228 186H232V187H234V186H237V187H234V188H236V191H235V189L233 188V189H230L229 187V189L227 188ZM245 185H242V187L243 186H245ZM128 186V185H127ZM120 187V186H119ZM187 187H189V186H187ZM226 187V188H225ZM239 187H241V185H239ZM248 187V188H247ZM181 188V187H180ZM238 188V189H237ZM244 188H243V190H244ZM40 189H41V191H42V193H44L43 192V190L44 191H46V189H47V191L48 190H50V191H46L48 194H39V193H41V191H40ZM43 189V190H42ZM179 189V188H178ZM187 189V188H186ZM223 189H227V190H223ZM116 190V191H117ZM120 190H121V188H120ZM230 190H232V192L230 191ZM233 190H234V192H233ZM242 190V191H243ZM262 190V189H261ZM115 191V192H116ZM117 191V192H118ZM127 191V190H126ZM128 191V192H129ZM177 191V190H176ZM180 191H181V189H180ZM228 191H230V192H228ZM262 191H264V188H263V190ZM128 192H126V193H128ZM226 192H227V195L229 194L230 196H228L227 197V195H226ZM239 192V193H240ZM245 193V192H244ZM264 193V192H263ZM19 194L22 196H20V197H18L19 196ZM117 194V195H116ZM231 194H232V196H231ZM38 195L40 196V198L38 197ZM175 195V194H174ZM226 195V196H225ZM236 195H238V196H236ZM240 195V196H239ZM242 195V196H241ZM247 197H246V196ZM32 196H36V197H32ZM68 196V197H67ZM180 196V197H179ZM29 197H32L33 199H31V198H29ZM38 197V198H37ZM44 197V198H43ZM66 197L68 198V200H69V202H66L67 204L68 203H70L68 206L69 207H67V209H68V212L66 211V210H64L63 209V211H61V213L59 214V215H57V214H55L56 216H54V217H51V218H47L46 219V216H48V214H47V208L48 207H50V206H47V208H45L44 209V203L46 204H49L48 202H53V201H55V202H53L54 204L56 203V205H54V206H57L59 203V205H61V202L59 201V200H62V204H63V200H64V198L66 199ZM177 197V199H175ZM225 197H227V198H225ZM257 197V198H256ZM34 198H37V199H39V201L37 200L36 202H33V201H35V199ZM226 199V200H225ZM121 200V199H120ZM120 200L118 201V202H120ZM159 200V201H158ZM46 201V202H45ZM228 203H227V202ZM39 202L43 205H37V204H39ZM42 202H44V203H42ZM253 202V203H254ZM31 203V204H30ZM32 203H34V204H32ZM53 203H51V204H53ZM66 203H64V204H66ZM227 205H226V204ZM51 204H49V205H51ZM255 204H257V202H255L254 203V205H253V208L254 209H256V212H258L257 211V209H260L261 208V210H262V212H261V210L259 211V215L261 214L262 216H260V218L261 217H263V212H264V210H263V208H264V203H262V204H260V205H256L255 206ZM32 205V206H31ZM34 205V206H33ZM37 205V206H36ZM58 205V206H59ZM193 205V204H192ZM197 205V204H196ZM196 205H194V206H196ZM41 208H43V209H41V211H40V207ZM52 206V205H51ZM53 206V207H54ZM194 206H193V208H194ZM225 206H230L229 208H226ZM234 206V207H233ZM25 207H29V208H27V209H25V211H23L24 210V208ZM192 207V206H191ZM191 207H189L188 208V210L191 208ZM198 207V208H199ZM257 207V208H256ZM57 209H58V207H56ZM65 208V207H64ZM197 208V207H196ZM196 208H195V210H196ZM235 208H236V210H235ZM16 210V209H18V210H16V214H14V216L13 215H11V216H13V217H11V216H9L8 215V213L7 212H11L12 213V211L13 210ZM55 209V208H54ZM66 209V208H65ZM200 209V208H199ZM10 210V211H9ZM12 210V211H11ZM15 210L13 211V212H15ZM43 210V211H42ZM190 210H192V209H190ZM211 210V211H212ZM242 210H244V209H242ZM246 210V209H245ZM47 211V212H46ZM65 211V212H64ZM187 211V210H186ZM194 211V210H193ZM241 211V210H240ZM50 212H52V211H50ZM50 212H49V215H50ZM188 213H189V211H187ZM253 212V211H252ZM160 213V212H159ZM184 213V214H183ZM190 213H192V212H190ZM214 213V212H213ZM243 213V212H242ZM241 213V214H242ZM156 214V213H155ZM229 214H231V215H229ZM240 216H242L240 213H238ZM237 214V216H239ZM250 214V213H249ZM247 215L248 217H250V216H252L254 213H252V214H250V215ZM147 214H145V216H146ZM256 215H258V213H256L255 214V216H253V217H250V218H253V219H249L248 217H246L245 215H243L244 217L242 218V217H239V218H242L241 219V222H243L244 221V219L246 220L244 223H246V222H248L249 223V220H250V222H251V220H252V222L254 221L255 223L256 222H260V223H262L261 222V220L260 219H257V218H259V217H257ZM51 216V215H50ZM50 216H48V217H50ZM53 216V215H52ZM148 216V215H147ZM156 216V215H155ZM154 216V217H155ZM185 216V215H184ZM186 216H187V219H190L189 217H188V215L186 214ZM190 217H192L191 216V214L189 215ZM225 216H227L226 214H225ZM142 217H144V216H142ZM257 217V218H256ZM185 218V217H184ZM194 218V217H193ZM192 218V220L194 221V219ZM228 218V217H227ZM234 218H237V217H234ZM233 218V219H234ZM238 218V219H239ZM69 219H74V220H79V221H81V223L82 222H85V224H84V226L82 225H80L81 223H79L78 221H77V224H75L76 222H74V220H73V222H74V224L72 223V220H69ZM133 219V218H132ZM179 219V221H182V220H180ZM186 219V218H185ZM232 219V217H231V222H230V224H231V228H238V226L240 225V223H238L237 221L236 222H234L235 220H233ZM247 219H249L248 221H247ZM254 219H257V221H255ZM262 219V218H261ZM171 220H172V218H171ZM233 220V221H232ZM258 220H260V221H258ZM91 221V223L93 224L94 222H92ZM131 221V220H130ZM176 222L178 221V220H175ZM175 221H173L172 220V223H174ZM183 221H184V219H183ZM188 220H186V222H187ZM192 221V222H193ZM239 221V220H238ZM262 221H264V218L262 219ZM72 224H71V223ZM89 222V221H88ZM123 222V223H122ZM153 222V221H152ZM176 222L173 224V226L174 225H176ZM186 222H184L185 224H186ZM188 222H190V221H188ZM187 222V223H188ZM191 222V223H192ZM233 222H234V224H233ZM240 222V221H239ZM251 222V223H252ZM79 223V224H78ZM87 223V224H86ZM90 223V222H89ZM178 223V222H177ZM180 223V222H179ZM183 223V224H184ZM191 223H190V225H191ZM236 223H238V224H236ZM259 223V224H260ZM92 224H91V228H89V229H91V230H88L89 231V235H91V233H90V231H92L93 230V227H92ZM116 224H117V226H116ZM120 224H119V226H120ZM182 224V225H183ZM236 224V225H235ZM254 224V223H253ZM253 224L251 225L250 223H249V225H250V232H251V230L252 229H256L257 227V225H258V227H260L261 226V224H260V226H259V224H257L256 223V225H254L255 226V228H252V227H254L253 226ZM80 225V226H79ZM170 225H171V222H170ZM186 225H189V223L188 224H186ZM233 225H235V226H237V227H235V226H233ZM262 225H263V223H262ZM94 226V225H93ZM96 226V225H95ZM168 226V225H167ZM178 226V225H177ZM242 226H246V225H242L241 224V226H240V228H238V230L237 231H239V229L241 230V227ZM252 226V227H251ZM89 227H90V225H89ZM100 227V228H99ZM103 227V228H102ZM111 227V226H110ZM110 227H108V228H110ZM176 227V226H175ZM179 227V230L181 229L180 227H181V224L178 226ZM177 227V228H178ZM183 227V226H182ZM262 227V226H261ZM169 228L171 229V228H174V227H172V226H169ZM177 228H176V231H177ZM230 228V229H231ZM243 228V227H242ZM249 228V227H248ZM94 229H95V227H94ZM111 229V230H112ZM167 229H168V227H167ZM246 228L244 227V229L243 230H245ZM261 229V228H260ZM259 229V231H260V233H261V235H262V233L264 232V227L262 228V230H263V232L261 231ZM106 230H107V228H106ZM169 230V229H168ZM172 230V229H171ZM179 230H178V232H179ZM236 230V229H235ZM246 230H248V229H246ZM246 230H245V232H246ZM54 231V232H53ZM96 231V230H95ZM95 231H92V232H94L95 233ZM100 231V230H99ZM99 231L97 232V233H99ZM108 232L107 233H109V229L107 230ZM113 231V230H112ZM165 231H167V230H165ZM175 231V232H176ZM232 231H234L233 229H232ZM231 231V232H232ZM236 231V232H237ZM253 231V230H252ZM53 232V233H52ZM111 232V231H110ZM114 232V231H113ZM169 232V231H168ZM172 232V231H171ZM235 232V231H234ZM235 232V233H236ZM241 232H242V230H241ZM241 232H237V234L238 233H241ZM68 233V234H69ZM96 233V234H97ZM249 233V232H248ZM71 234V235H72ZM95 234V235H96ZM109 234H111V233H109ZM134 235L135 234H137V231L136 232H134L133 233ZM177 234H179V233H177ZM176 233H171V235L172 236H170L171 238H173V236H175V235H177ZM81 235V234H80ZM112 235V234H111ZM110 235V236H111ZM164 235V234H163ZM259 236V237H262V236ZM264 235V234H263ZM8 236H9V238H8ZM54 236H56V234L54 235ZM82 236V235H81ZM109 236V237H110ZM130 236V237H129ZM137 236V235H136ZM160 236V237H159ZM161 236L162 235H158V237H159V239L161 238ZM167 236V235H166ZM165 236V237H166ZM168 236V237H169ZM127 237V236H126ZM132 235H129L128 234V237L127 238H130V240H132ZM163 237V236H162ZM168 237L166 238L167 240H169L168 239ZM17 238H18V242L16 243V240H17ZM19 238H20V240H19ZM134 238H135V236H134ZM16 239V240H15ZM57 239V238H56ZM59 239H61V238H59ZM100 239V240H99ZM125 239V238H124ZM165 238H163V240H164ZM261 239V238H260ZM263 239V238H262ZM11 240H12V242H11ZM13 240H15V241H13ZM112 240V241H111ZM111 240H110V245H109V247L111 248L112 246H111V242H113L114 241V237H112L111 238ZM129 240V241H130ZM134 240V239H133ZM2 241H4L3 242V244H2ZM8 241L9 242H11V243H9V244H7L8 243ZM61 241H62V239H61ZM71 241H73V242H71ZM75 241H76V243H75ZM125 241H127V240H125ZM124 241V244L126 243L127 244V246H128V244H129V241H128V243L127 242H125ZM166 241V240H165ZM264 241V240H263ZM13 242L16 244H13ZM64 242V241H63ZM7 244V245H6ZM11 244H13V245H11ZM125 244V245H126ZM102 250V251H101ZM104 250V251H103ZM36 251H38L37 252V254H36ZM100 251V252H99ZM99 253H101V254H99ZM19 254H21V255H19ZM24 254V255H23ZM101 255V256H100ZM127 254H125V256H126ZM251 255V254H250ZM100 256V257H99ZM20 259H19V261H20ZM68 260V261H69ZM80 260H81V262H80ZM106 261V260H105ZM105 261H102V262H104V264H106V263H110L111 261H107L106 263H105ZM125 260H123L122 262H124ZM237 261V260H236ZM236 261L235 260H232V262H233V264H235L236 263ZM15 262V261H14ZM17 262V261H16ZM57 262V263H58ZM61 262V263H62ZM101 262V263H102ZM72 263V262H71ZM112 263H114V262H112ZM118 263V262H117ZM126 263V262H125ZM229 263H231V261H226V263L225 264H229ZM237 263H238V261H237ZM236 263V264H237ZM19 264H20V262H19ZM22 264V263H21ZM73 264V263H72ZM76 264V263H75ZM103 264V263H102ZM118 264H121V263H118ZM122 264H124V263H122ZM239 264H240V262H239ZM242 264V263H241Z\"/></svg>", "mask_w": 264, "mask_h": 264}]
</instances>
